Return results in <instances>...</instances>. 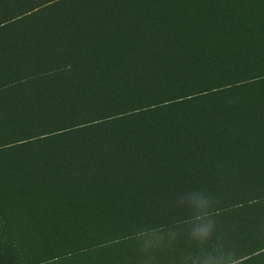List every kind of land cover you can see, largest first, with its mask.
<instances>
[{
	"label": "trees",
	"instance_id": "16d2710c",
	"mask_svg": "<svg viewBox=\"0 0 264 264\" xmlns=\"http://www.w3.org/2000/svg\"><path fill=\"white\" fill-rule=\"evenodd\" d=\"M88 252L264 264V0H0V264Z\"/></svg>",
	"mask_w": 264,
	"mask_h": 264
},
{
	"label": "rangeland",
	"instance_id": "374dc122",
	"mask_svg": "<svg viewBox=\"0 0 264 264\" xmlns=\"http://www.w3.org/2000/svg\"><path fill=\"white\" fill-rule=\"evenodd\" d=\"M140 220L141 219H139V222ZM133 222H135L134 219H132L131 222L128 221V223H125L124 225H122L121 228L123 230H119V228H117L118 227L117 225H111L107 227L109 228L111 232L109 233V230H108L109 234L99 239H101V242H107L105 240L112 242V241H115L116 239H122L127 231H128L127 232L128 235L131 233L128 224H132ZM70 239L71 237H66V240H70ZM76 239H82V237H78ZM59 240L65 241L64 238H61ZM92 254L93 253L88 252L86 254L83 253V254H73V255H60V256H56V258L50 259L47 263H44V264H89L90 261L93 259ZM55 255H57V253H55Z\"/></svg>",
	"mask_w": 264,
	"mask_h": 264
},
{
	"label": "clouds",
	"instance_id": "9594fccd",
	"mask_svg": "<svg viewBox=\"0 0 264 264\" xmlns=\"http://www.w3.org/2000/svg\"><path fill=\"white\" fill-rule=\"evenodd\" d=\"M200 231L205 236L208 234V229L207 228H202V229H200Z\"/></svg>",
	"mask_w": 264,
	"mask_h": 264
}]
</instances>
